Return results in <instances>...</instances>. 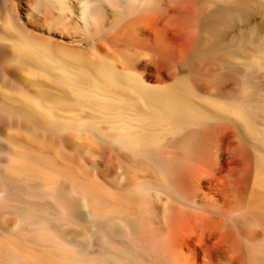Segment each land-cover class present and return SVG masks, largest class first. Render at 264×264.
<instances>
[{
    "label": "bare ground",
    "instance_id": "1",
    "mask_svg": "<svg viewBox=\"0 0 264 264\" xmlns=\"http://www.w3.org/2000/svg\"><path fill=\"white\" fill-rule=\"evenodd\" d=\"M0 264H264V0H0Z\"/></svg>",
    "mask_w": 264,
    "mask_h": 264
}]
</instances>
